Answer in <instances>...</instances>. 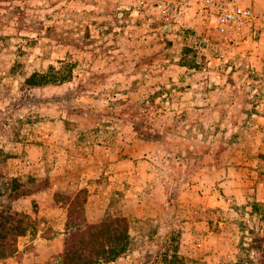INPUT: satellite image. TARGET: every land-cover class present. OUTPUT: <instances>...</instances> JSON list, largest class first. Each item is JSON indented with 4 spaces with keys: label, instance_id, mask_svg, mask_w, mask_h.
Listing matches in <instances>:
<instances>
[{
    "label": "rangeland",
    "instance_id": "374dc122",
    "mask_svg": "<svg viewBox=\"0 0 264 264\" xmlns=\"http://www.w3.org/2000/svg\"><path fill=\"white\" fill-rule=\"evenodd\" d=\"M238 1L240 31L199 0H0V185L30 192L0 264H61L57 194L81 189L90 221L130 220L129 250L99 264L174 236L186 264H264V0ZM51 65L70 80L26 84Z\"/></svg>",
    "mask_w": 264,
    "mask_h": 264
},
{
    "label": "trees",
    "instance_id": "16d2710c",
    "mask_svg": "<svg viewBox=\"0 0 264 264\" xmlns=\"http://www.w3.org/2000/svg\"><path fill=\"white\" fill-rule=\"evenodd\" d=\"M71 73L70 70L68 74L61 72L51 65L48 72H34L26 79V84H62L70 80ZM86 192L87 189H81L78 192L57 194L68 209L61 264L113 262L130 248L132 235L129 218L108 214L100 220L90 221L85 212ZM29 193L15 176L4 179L0 185V259L14 256L19 251L20 239L27 235L30 226L27 215L15 209L14 202ZM170 240L171 245L155 256L148 252L144 264H186L185 257L180 253V241L176 236Z\"/></svg>",
    "mask_w": 264,
    "mask_h": 264
},
{
    "label": "built area",
    "instance_id": "2783aa9c",
    "mask_svg": "<svg viewBox=\"0 0 264 264\" xmlns=\"http://www.w3.org/2000/svg\"><path fill=\"white\" fill-rule=\"evenodd\" d=\"M202 9H207L216 22L224 23L231 29L240 31L255 16L254 10L238 0H199ZM211 46L208 38H202L197 44L200 54L206 53Z\"/></svg>",
    "mask_w": 264,
    "mask_h": 264
}]
</instances>
